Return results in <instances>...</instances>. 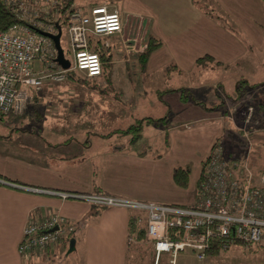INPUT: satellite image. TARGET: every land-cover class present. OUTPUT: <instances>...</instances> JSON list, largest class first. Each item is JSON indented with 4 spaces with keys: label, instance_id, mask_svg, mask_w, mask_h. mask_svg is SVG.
Segmentation results:
<instances>
[{
    "label": "crops",
    "instance_id": "0c3cea01",
    "mask_svg": "<svg viewBox=\"0 0 264 264\" xmlns=\"http://www.w3.org/2000/svg\"><path fill=\"white\" fill-rule=\"evenodd\" d=\"M215 1L252 42L255 55L247 52L233 33L197 8L193 0H73V4L81 8L115 4L124 33H133L139 38L142 42L139 47L143 46L149 33L159 38L162 45L147 59L145 68L147 66L148 70L169 62L176 72L188 76L194 70L195 59L204 54L230 67L246 57V61L249 59V63L255 62L256 66L258 55L264 52L263 1ZM254 83L258 84V81ZM195 86L190 84L189 77L186 87L192 89ZM34 92L30 90L27 105ZM161 98L170 108L172 117L165 128L168 147L159 157L156 153L162 142V126L157 127L160 140L151 137L148 147L141 146L144 153L139 155L137 147L129 145L131 136L128 134L125 144H114L89 153L85 150L91 145L89 132L84 142L77 140L72 144L67 141L61 150L62 145L57 147V143L43 139L38 132L23 128L24 120L18 119L22 115L15 118L14 125L5 122L14 130L0 132V176L7 179L0 178V264H59L70 252L74 264H127L129 210L98 206L80 196L95 194L94 186L100 191L133 200L179 205H190L195 201L202 162L222 132L223 115L218 110L206 111L189 100L180 101L177 91L166 92ZM94 100L89 94V103L94 104ZM99 105L101 111H105L102 103ZM29 108L31 121H37L32 119L35 108ZM90 112L92 110L88 109L91 115ZM105 119L89 118L92 125L95 122L102 124ZM52 122H46L50 127L48 130L54 129ZM39 123L44 126L41 121ZM5 134L7 138L2 137ZM94 165L99 169V178L93 183ZM177 165L189 166L186 187L178 186L173 180V168ZM61 193L67 196L62 198ZM51 209L58 210L66 222L75 226L74 233L43 250L19 252L17 246L28 217H40ZM71 239H74L73 249H69ZM238 247L244 248L232 244L224 251ZM253 247L256 252H264V245ZM233 250L229 256L236 254ZM176 262L175 259L174 264Z\"/></svg>",
    "mask_w": 264,
    "mask_h": 264
},
{
    "label": "built area",
    "instance_id": "2783aa9c",
    "mask_svg": "<svg viewBox=\"0 0 264 264\" xmlns=\"http://www.w3.org/2000/svg\"><path fill=\"white\" fill-rule=\"evenodd\" d=\"M4 1L18 10L24 23L0 30L1 114H21L30 90H38L46 81L60 82L71 71H81L86 77L101 75L102 61L93 46L98 38L121 32L122 23L115 4L81 8L73 2L65 6L63 0ZM63 6L67 7L66 15L60 12ZM64 17L66 23L61 26ZM56 25L68 37L72 61L62 48L69 61L67 68L54 61L56 50L52 39L37 31L56 33ZM250 110L249 107L240 128L245 136ZM222 151L221 144H213L203 162L200 181L203 195L198 203H159L112 194L80 196L102 207L145 211V236L154 252L153 264H158L165 253L169 254V264H174L178 251L186 247L192 249L196 258L204 259L214 241L221 249L232 244L264 245V172H254L246 156L230 168L222 159ZM60 196L64 198L67 194ZM74 231L73 224L66 222L58 210L51 209L40 217H28L17 248L21 253L40 251L56 245Z\"/></svg>",
    "mask_w": 264,
    "mask_h": 264
},
{
    "label": "rangeland",
    "instance_id": "374dc122",
    "mask_svg": "<svg viewBox=\"0 0 264 264\" xmlns=\"http://www.w3.org/2000/svg\"><path fill=\"white\" fill-rule=\"evenodd\" d=\"M117 34V36H113L115 35L113 34L101 39L103 45L108 46L106 49L108 57L103 73L99 78L89 80L88 77L82 75L81 71H78L75 72L73 77H66L60 82L46 81L33 93L31 103L26 106L21 114H5L4 119H0V132H9L10 127L6 126L5 122L14 125L15 118L22 115L18 119L24 120L22 123L23 128L38 132L43 139L51 143H57V147L62 145L61 150H63V145L67 141H72V144L77 140L84 142L87 132H89L91 145L85 150L89 153L112 147L114 144H125L128 139L127 133L123 132L125 128L136 123L139 118L146 116L160 117L163 115L166 105L160 100L157 92L170 88L186 87L190 77V84L192 86L197 85L192 88L195 96L208 105L216 102V100L208 97L209 100L206 96L207 92L219 99L213 90L216 88L217 93L223 96L225 106L229 110V118L234 120L233 127L235 129H240L243 126V119L249 107L251 108L247 124L249 128H252L251 125L254 124V127L261 125L257 130L260 135L250 136V144L245 143L240 154L242 157L245 154L247 156L251 154L252 165L264 169V146L260 145L264 141V114L255 112L257 106L260 109L258 104L264 103V52L258 55L259 61H257L256 66L255 62L250 64L249 59L246 61V57L243 58L245 60L240 61L234 67L224 68L211 64L205 68H199L197 72L192 71L188 76H184L176 72L169 65L171 64L169 62L151 70H148L147 66L142 68L137 55L143 49L147 37L143 46L139 47V43L142 42L133 33L127 35L122 29ZM60 43L66 57L72 61L68 37L64 30L60 37ZM241 76L246 77L249 83L258 81L257 86L261 87L256 90L244 88L242 89V95L238 97L235 84ZM219 83L222 86H218ZM243 84L238 85L239 89L243 87ZM89 94L94 96V104L89 103ZM245 94L249 97H246ZM233 97H237L238 101L247 100V102L244 101L246 102L245 105L241 103L240 106L239 102H233V105H231L229 100ZM101 103L102 107L105 108L103 112L99 105ZM29 106L35 108V115L32 119L37 121H31L32 114L29 113ZM39 106L42 107L37 111ZM88 109L92 110L91 115L88 113ZM91 116L93 120L96 118L106 119L102 124L95 122L92 125V120H89ZM50 121H53L52 127L54 129L48 130L50 127L46 125V122ZM142 129V135L138 142L129 143L131 147H141L143 145L148 147L151 137L154 136L160 140L157 135L158 128L155 124L144 123ZM159 145L161 146V144ZM159 145L157 149H160ZM256 155L257 158H255ZM130 247L131 250L127 253V264L154 263V256L151 254L152 247L149 242L147 246H142L143 249L141 250H138L134 245ZM254 249V247L252 249H240L239 247L236 250L232 249L236 253L234 256H229V252L232 250L227 252L228 249L225 251L221 249L217 255L207 254L206 258L198 259L192 249L186 247L178 251L175 259L177 260L176 264H264V252H256ZM70 253L60 259L59 264H74V257L72 252ZM206 259L208 262L205 263ZM159 264H169L168 253L161 255Z\"/></svg>",
    "mask_w": 264,
    "mask_h": 264
},
{
    "label": "trees",
    "instance_id": "16d2710c",
    "mask_svg": "<svg viewBox=\"0 0 264 264\" xmlns=\"http://www.w3.org/2000/svg\"><path fill=\"white\" fill-rule=\"evenodd\" d=\"M262 1L264 3V0H262ZM63 2L66 4L65 6H69L73 2V0H63ZM193 3L203 13H205L206 15L211 17L219 25H221L222 27H224L225 29H227L228 31L233 33L237 38H239L241 40V42L243 43V45L245 46L247 52H250L254 55L256 54V50H255L252 42L236 26V24L233 22V20L228 16V14L221 8V6L215 0H193ZM65 6L60 8V12L62 13V15L67 14V12H66L67 7H65ZM22 23H24V22L19 17L18 10L13 5L7 4L4 0H0V30H6L11 25L22 24ZM65 23H66V17L63 18L61 26H63ZM161 45H162V42L159 38H157L152 33L148 34L147 41H146L145 45L143 46V49L137 55L138 60L141 64L142 68L145 67L146 61L149 58L150 54L156 48L160 47ZM107 48H108V46L103 45L101 38H98L95 41V44L93 46V49L98 51V53L100 55V58L102 61V66H101L102 72L104 70V66L106 65V60L108 57L107 56L108 54L106 53ZM211 64L213 66H221L224 68L230 67V65H228V64H222L221 62L215 60V58L213 56H211L209 54H204V55H201L195 59L193 71L197 72L199 68L202 69V68H205L207 66H210ZM169 65L175 69V66L173 64H169ZM233 65L236 66V63H233ZM74 74H75V72L71 71L67 74V77H73ZM84 77H86V76H84ZM242 83H244L243 87L241 89H239L238 85L242 84ZM258 84H259V82H258ZM258 84L249 83L246 77L241 76L236 81V84H235L237 96L240 97L242 95V93H243L242 89H244V88H247V89L252 88L253 89V88L261 87V86H257ZM219 85L222 86L221 83H219L218 86ZM213 90H214L215 95H217L219 99H216L215 96H212L207 92V94H206L207 98L209 97L212 100H216V102H212L209 105L206 102H204L203 100L198 99L195 96L193 90L189 87L170 88L167 90L158 91L157 94H158L160 100L163 103H165L163 101V99L161 98V95H163L166 92L177 91L179 93V99L182 102H186L189 100L192 103L198 104L201 108H203L206 111H210V110L220 111L223 115V129H222L221 134L215 138L212 145L213 144H221V146L223 148L222 159L231 168V167H233L234 162H239V161L243 160L244 157H242L240 154V152L243 151L242 147L244 146L245 143L250 144V140H251L250 136L257 135L259 132L257 130L261 127V125L254 127L255 126V124H254V125H251L252 128H249V126L247 125L248 135L247 136L243 135L242 130L235 129L233 127V123H234L233 121L234 120L232 118H229V115H228L229 110H228V107L225 106V103H224L225 101H224L223 96H221L219 93H217L216 88H214ZM246 95L247 94H245V96ZM229 101H230L231 105H233L232 104L233 102L234 103L239 102L240 103L239 106L241 105V103L242 104L244 103L243 105H245V103L247 102V100L238 101L237 97H233ZM244 101H246V102H244ZM164 105H166V104H164ZM258 105L260 106V109H258V106H257V110H255V112L259 113V114H264V111H263L264 110V103H259ZM3 117H4V115L0 113V119H4ZM171 117H172L171 110L166 105V109H165L162 116H160V117L146 116V117L139 118L136 123L131 124L129 127L125 128L123 132L124 133L126 132L129 136H131L129 143H133V142H138V140L140 139V137L142 135V127H143L144 123H153L157 127L162 126L163 127V133L161 136L162 142H161V146H160L159 151L156 153V156L159 157L164 153V151L168 147V133H167V130L165 128H166L168 122L170 121ZM159 124H161V125H159ZM10 130H14V128H10ZM258 135H260V134H258ZM2 137L7 138L8 135L5 134ZM263 143H264V141L262 143H260V145L264 146ZM137 152L139 155H142L144 153L143 149L140 146L137 147ZM244 156H246L247 162L254 172H264V169H259V168H256V166L252 165L251 158H250L251 154H249L248 156L245 154ZM255 158H257V155ZM204 160H203V162H204ZM203 162H202V168H203V164H204ZM260 164H262V163L260 162ZM201 175H202V170H201V174H200L198 181H197V184H196L195 203H198L200 201L202 195H203V193L200 189V181L202 178ZM188 176H189V166H187V165L174 166L173 172H172V177H173L174 182L178 186L186 187L187 181H188ZM0 178L7 180L6 178H4L2 176H0ZM98 178H99V169H98V167H96L94 165L92 168L93 183L96 182L98 180ZM12 181H14V180H12ZM93 188H94L93 191L95 194H109L108 192L100 191L97 186H94ZM128 210H129V215H128V222H127V253L129 252V250H131V247H130L131 245H134V247L136 246V248L138 250H141V249H143L141 247L144 245L147 246V243H148L146 240V236H145L146 219H147L146 212L143 210H136V209H128ZM241 247H244V246H241ZM244 248L252 249L253 246H246ZM220 251H221L220 246L218 245L217 241H214L212 246L210 247V249L207 251V254L217 255V254H219ZM151 254H153V256H154L153 250H152ZM159 262H160V259H159ZM159 262H158V264H159Z\"/></svg>",
    "mask_w": 264,
    "mask_h": 264
},
{
    "label": "water",
    "instance_id": "95a60500",
    "mask_svg": "<svg viewBox=\"0 0 264 264\" xmlns=\"http://www.w3.org/2000/svg\"><path fill=\"white\" fill-rule=\"evenodd\" d=\"M56 26H57V32L56 33H50V32L42 31L39 29H37V31L40 34L48 36L49 38L52 39V41L54 43L55 50H56V55L53 58L54 61L57 64H59L62 68H67L69 66V61L67 58L64 57L63 50H62V47H61L60 41H59L60 35H61V30H60L59 25H56ZM73 242H74V240L71 239V241L69 243V249H71V248L73 249Z\"/></svg>",
    "mask_w": 264,
    "mask_h": 264
}]
</instances>
